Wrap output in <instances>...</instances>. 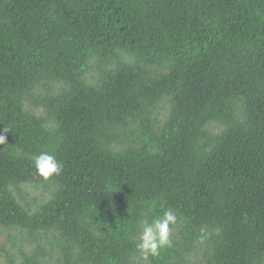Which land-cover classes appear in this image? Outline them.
Returning a JSON list of instances; mask_svg holds the SVG:
<instances>
[{
    "label": "trees",
    "instance_id": "1",
    "mask_svg": "<svg viewBox=\"0 0 264 264\" xmlns=\"http://www.w3.org/2000/svg\"><path fill=\"white\" fill-rule=\"evenodd\" d=\"M3 129L8 264H264V0H0ZM27 184L54 188L33 212ZM165 209L172 247L145 258Z\"/></svg>",
    "mask_w": 264,
    "mask_h": 264
},
{
    "label": "clouds",
    "instance_id": "2",
    "mask_svg": "<svg viewBox=\"0 0 264 264\" xmlns=\"http://www.w3.org/2000/svg\"><path fill=\"white\" fill-rule=\"evenodd\" d=\"M7 131L3 129L4 134L0 135V146L7 144ZM34 167L44 181L62 173L61 163L55 155L48 152H41L34 158ZM140 223L142 231L137 248L145 258L148 255L158 257L164 249L172 247V232L178 223V217L171 209L163 210L162 214L155 216L151 222L142 220Z\"/></svg>",
    "mask_w": 264,
    "mask_h": 264
},
{
    "label": "rangeland",
    "instance_id": "3",
    "mask_svg": "<svg viewBox=\"0 0 264 264\" xmlns=\"http://www.w3.org/2000/svg\"><path fill=\"white\" fill-rule=\"evenodd\" d=\"M126 62H132L131 58L128 56H125ZM91 67V66H90ZM149 70H155L157 72H160V70H156L155 68H146ZM166 71V70H165ZM164 71V72H165ZM95 80V70L93 67L90 68L88 73L85 75V81L88 83H92ZM25 106H29L28 103L25 104ZM35 113L37 115L42 116V112L40 109L36 110ZM165 108L162 111V117L164 118L165 114ZM215 129V127H214ZM218 130V128H217ZM54 191L53 187H49L47 189H44L42 186H36V185H22L20 187V193L24 196V200L22 201V206L28 205L30 207L31 211L33 212L35 210V204L34 201H37L38 204H42L47 202ZM14 196L17 198V193L13 192ZM16 232L12 230H5L0 227V264H8L6 260V253L11 255L12 257L16 256V250L12 246V243L10 242V238L15 237ZM18 258H16L17 260ZM140 258L134 259L135 264L136 263H142V260L140 261ZM46 264H56V257L53 256L50 259L47 260ZM187 264H202V255L201 253H197V255H191L189 257Z\"/></svg>",
    "mask_w": 264,
    "mask_h": 264
}]
</instances>
